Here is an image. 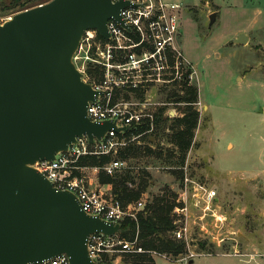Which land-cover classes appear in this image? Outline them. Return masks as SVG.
I'll list each match as a JSON object with an SVG mask.
<instances>
[{
	"label": "rangeland",
	"instance_id": "rangeland-1",
	"mask_svg": "<svg viewBox=\"0 0 264 264\" xmlns=\"http://www.w3.org/2000/svg\"><path fill=\"white\" fill-rule=\"evenodd\" d=\"M47 1H30L24 8ZM185 6L176 43L196 71L181 86L197 88L194 107L198 121L192 144L182 162L169 139L172 119L181 115L185 105L182 101L162 106L164 112L170 109L176 114L157 127L153 124L147 133L149 140L141 137L146 131L127 139V144L147 145L161 157L140 154L125 161L136 182L142 170L149 174V184L139 198L122 205L126 208L142 201V207L135 217H125L136 219L156 197L166 196L175 204L186 169L187 175L216 191L212 211L224 217L205 216L203 225L210 231L207 227L212 228L213 221L221 218L213 232L223 240L213 241L196 222L189 241L179 240L184 252L173 257L152 251L149 255L154 264H264V0H185ZM17 9L4 10L0 2V22ZM214 11L216 18L210 24L209 15ZM240 33L248 36L244 44L234 42ZM164 97L165 92H160L155 100ZM159 108L147 106L145 110L155 113ZM90 171L91 167H84L79 173L86 177ZM170 216L173 223L174 216ZM171 231L167 235L173 237ZM142 252L113 253L108 258L112 264H136L135 254ZM191 252L196 255L186 260Z\"/></svg>",
	"mask_w": 264,
	"mask_h": 264
},
{
	"label": "water",
	"instance_id": "water-1",
	"mask_svg": "<svg viewBox=\"0 0 264 264\" xmlns=\"http://www.w3.org/2000/svg\"><path fill=\"white\" fill-rule=\"evenodd\" d=\"M126 0H49L0 22V264L41 262L65 254L69 264H103L88 251L92 233L112 236L120 222L87 214L76 196L57 189L33 164L51 161L84 135L129 127L89 120L98 91L72 57L86 29L108 38ZM216 12L209 15L215 21ZM126 27V26H125ZM248 39L240 33L234 42ZM192 260H189L191 263Z\"/></svg>",
	"mask_w": 264,
	"mask_h": 264
},
{
	"label": "built area",
	"instance_id": "built-area-1",
	"mask_svg": "<svg viewBox=\"0 0 264 264\" xmlns=\"http://www.w3.org/2000/svg\"><path fill=\"white\" fill-rule=\"evenodd\" d=\"M126 1L130 4L120 10L121 21L110 18L107 22L108 38L102 37L96 29L83 31L72 61L84 74L82 79L98 91L97 99L89 101L86 108L89 120L98 123L114 121L117 126L130 128L147 118L150 128L145 133H148L153 130L155 113L154 110H145L147 106L162 107L180 103L167 101L165 97L160 101L155 99L160 92L166 93V89L179 92L183 83H189L196 75L194 66L176 43L186 6L185 0ZM89 66L99 71V80L90 79L86 73ZM174 114V110L166 109L163 115L170 117ZM125 131L116 132L111 128L100 140L94 139L92 144L85 135L78 137L77 143L71 144L67 151L58 153L51 161H36L33 167L57 189L72 192L87 214L113 222H120L125 216L135 217L143 205L142 201L124 208L115 196L89 188L85 176L75 173L85 167L77 164L81 156L114 154L119 147L126 145L130 140L127 141L123 136ZM124 167V161L114 159L106 163L103 170L111 175ZM91 168L97 170V167ZM215 195L214 189L187 175L185 169L182 186L171 211L174 216L171 232L175 239L188 242L192 224L198 222L199 229L210 235L213 241L223 240L218 233L213 232L219 227L221 218L213 221V229L207 227L210 231L203 225L205 216L224 217L220 212L217 211V214L212 211ZM194 208L200 212L194 213ZM136 241L125 240L118 234L108 236L92 233L88 238L89 255L93 260L103 262L105 257L113 253L142 252ZM194 255L196 253L191 252L184 258L187 260ZM28 264H69V260L67 255L59 254Z\"/></svg>",
	"mask_w": 264,
	"mask_h": 264
},
{
	"label": "trees",
	"instance_id": "trees-1",
	"mask_svg": "<svg viewBox=\"0 0 264 264\" xmlns=\"http://www.w3.org/2000/svg\"><path fill=\"white\" fill-rule=\"evenodd\" d=\"M30 1L41 2L44 0H0L4 10L18 7L19 9L16 11L26 9L24 6ZM86 73L91 80H99V71L97 69L89 66ZM181 91H183V94H181L182 92L175 93L174 90H167L165 99L167 101H182V103L185 104L180 108L181 115L173 117L169 128L171 130L169 134L170 142L180 153L181 161L183 162L185 154L192 144L194 129L198 121V111L194 107V104L197 102V88L184 84ZM138 95H140V93ZM164 108L165 107L159 108L153 116L152 123L155 127L168 119L167 116L164 117L163 115ZM149 126V119L144 118L141 123L131 126L126 130L123 136L129 139L131 136L141 135L149 129ZM141 137L149 140L150 135L146 133L142 134ZM140 154L148 156L154 155L157 158L161 157L159 151L155 152L147 145L129 143L119 147L115 155L90 154L81 156L77 164L85 167H97V182L99 184L110 185L112 195L119 199L121 204L124 205L138 199L141 192L147 188L149 184L148 172L142 170V176L139 177V180L136 182L133 172L127 166L111 175L103 170V166L114 159L125 162ZM75 173L79 174L78 171ZM181 178H183V176H181ZM173 206L174 202H171L168 197H156L144 206L143 210L137 214L136 219L125 217L120 221L121 230L118 236L132 240L134 236L137 235L138 245L144 250L142 253L135 254L136 257L134 261L136 264H144L145 261H147L145 264H154L153 259L149 255L152 251L169 254L173 257H177L184 252V244L178 239L167 235L168 233L170 235V231L174 228L170 216ZM100 263L112 264L108 257H105L104 261Z\"/></svg>",
	"mask_w": 264,
	"mask_h": 264
},
{
	"label": "crops",
	"instance_id": "crops-1",
	"mask_svg": "<svg viewBox=\"0 0 264 264\" xmlns=\"http://www.w3.org/2000/svg\"><path fill=\"white\" fill-rule=\"evenodd\" d=\"M215 12V11H214ZM206 107V106H205ZM83 172H81V175ZM85 173V172H84ZM87 173V172H86ZM85 173V174H86ZM96 175H97V170H94L92 168V172L90 171V174H86V180H87V185L89 188H93V189H98V190H101L103 191L106 195H112L111 193V187L110 185H105V184H99L97 182V178H96ZM85 176V175H84ZM114 196V195H113Z\"/></svg>",
	"mask_w": 264,
	"mask_h": 264
}]
</instances>
